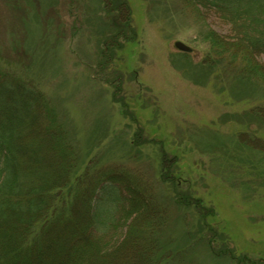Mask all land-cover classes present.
I'll return each mask as SVG.
<instances>
[{"label":"rangeland","instance_id":"obj_1","mask_svg":"<svg viewBox=\"0 0 264 264\" xmlns=\"http://www.w3.org/2000/svg\"><path fill=\"white\" fill-rule=\"evenodd\" d=\"M125 1L136 35L112 47L107 67H100L106 35L100 27L112 19L102 0H0V66L33 81L51 99L75 146V176L113 167L153 183L167 210L162 243L179 248L196 227V216L174 204L171 187L160 178L164 151L213 207L208 220L226 233L229 246L264 260V152L235 148L239 131L264 137V123L248 113L264 104V84L236 81L221 65L206 73L203 62L211 53L204 32L232 35L218 12L202 7L201 21L183 0ZM176 41L191 51L177 49ZM258 58L264 64V53ZM227 115L229 121L222 119ZM121 224L113 223L107 237L119 238ZM186 259L229 264L212 257L202 242Z\"/></svg>","mask_w":264,"mask_h":264},{"label":"trees","instance_id":"obj_2","mask_svg":"<svg viewBox=\"0 0 264 264\" xmlns=\"http://www.w3.org/2000/svg\"><path fill=\"white\" fill-rule=\"evenodd\" d=\"M183 1L193 6L198 20L205 21L202 7H208L232 27L231 36L213 28L204 32L211 53L203 62L206 73L221 65L236 81L256 79L264 84V64L258 58L264 53V0ZM102 2L112 19L101 23L106 35L95 66L107 67L112 47L122 46L136 33L125 0ZM248 113L264 123V104ZM235 140L238 150L264 152V137L244 130ZM220 144L221 149L228 146ZM78 161L51 99L33 81L0 66V264H189L186 255L198 242L222 262L264 264L229 246L226 233L208 220L215 215L213 207L204 204L164 151L160 178L171 187L174 204L196 216L191 239L179 248L162 243L158 236L167 210L152 182L140 173L113 167L85 169L75 176ZM118 219L124 232L116 239L107 237Z\"/></svg>","mask_w":264,"mask_h":264},{"label":"water","instance_id":"obj_3","mask_svg":"<svg viewBox=\"0 0 264 264\" xmlns=\"http://www.w3.org/2000/svg\"><path fill=\"white\" fill-rule=\"evenodd\" d=\"M174 45H175V47L177 49H179L181 51H187V52L191 51V48L188 45H186L185 43L181 42V41H176L174 43Z\"/></svg>","mask_w":264,"mask_h":264}]
</instances>
